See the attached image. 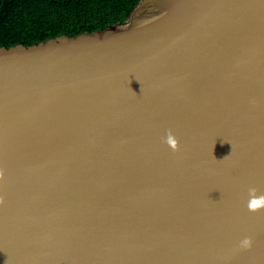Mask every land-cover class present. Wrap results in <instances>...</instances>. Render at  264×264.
I'll return each mask as SVG.
<instances>
[{"label": "water", "instance_id": "95a60500", "mask_svg": "<svg viewBox=\"0 0 264 264\" xmlns=\"http://www.w3.org/2000/svg\"><path fill=\"white\" fill-rule=\"evenodd\" d=\"M0 169V264H264V0L0 47Z\"/></svg>", "mask_w": 264, "mask_h": 264}, {"label": "trees", "instance_id": "16d2710c", "mask_svg": "<svg viewBox=\"0 0 264 264\" xmlns=\"http://www.w3.org/2000/svg\"><path fill=\"white\" fill-rule=\"evenodd\" d=\"M140 0H0V47L36 45L129 22Z\"/></svg>", "mask_w": 264, "mask_h": 264}, {"label": "clouds", "instance_id": "9594fccd", "mask_svg": "<svg viewBox=\"0 0 264 264\" xmlns=\"http://www.w3.org/2000/svg\"><path fill=\"white\" fill-rule=\"evenodd\" d=\"M253 106H255L256 101H251ZM162 143L166 144L173 153H177L180 151L179 141L176 136L173 134L171 130H168L166 136L162 138ZM226 156L224 159H226ZM5 179V172L3 169H0V182H3ZM5 199L0 196V207L4 206ZM246 207L250 213H258L264 210V194H258V190L255 187H250L248 189V200L246 203ZM253 246V240L251 237H244L238 245V251H250Z\"/></svg>", "mask_w": 264, "mask_h": 264}]
</instances>
